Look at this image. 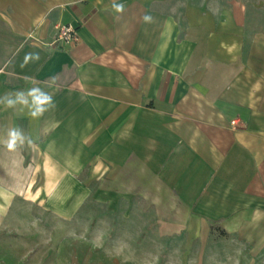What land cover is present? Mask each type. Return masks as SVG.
<instances>
[{
    "label": "crops",
    "instance_id": "1",
    "mask_svg": "<svg viewBox=\"0 0 264 264\" xmlns=\"http://www.w3.org/2000/svg\"><path fill=\"white\" fill-rule=\"evenodd\" d=\"M32 88L42 115L6 106ZM90 166L102 194L152 198L162 237L218 226L239 256L210 264H264V0H0V216L41 176L73 213Z\"/></svg>",
    "mask_w": 264,
    "mask_h": 264
},
{
    "label": "rangeland",
    "instance_id": "2",
    "mask_svg": "<svg viewBox=\"0 0 264 264\" xmlns=\"http://www.w3.org/2000/svg\"><path fill=\"white\" fill-rule=\"evenodd\" d=\"M98 176L91 166L79 175L88 182V197L69 215L35 198L44 181L35 178L34 186L22 191L25 200L0 216V264H210L239 256L226 253L239 249V240L218 226L204 237H162L152 198L141 191L131 203L114 199L110 190L102 194ZM84 196L77 197L83 202Z\"/></svg>",
    "mask_w": 264,
    "mask_h": 264
},
{
    "label": "clouds",
    "instance_id": "3",
    "mask_svg": "<svg viewBox=\"0 0 264 264\" xmlns=\"http://www.w3.org/2000/svg\"><path fill=\"white\" fill-rule=\"evenodd\" d=\"M114 9L117 12H123L124 11V5L123 4H114ZM144 20L151 21L150 16H144ZM27 97H31L33 101V107H32V115L33 116H39L42 115L44 111L47 109L45 107H42L43 105L51 104L53 106L52 97L48 94H44L40 88H32L25 94V92L20 91L17 92L15 95V98H6V106L7 107H14L17 103H21L23 105H28V99ZM25 137L21 135L19 129H13L9 132V139L6 142V146L9 150H15L18 143L20 145H23L25 143ZM31 140H28V143L31 144Z\"/></svg>",
    "mask_w": 264,
    "mask_h": 264
},
{
    "label": "built area",
    "instance_id": "4",
    "mask_svg": "<svg viewBox=\"0 0 264 264\" xmlns=\"http://www.w3.org/2000/svg\"><path fill=\"white\" fill-rule=\"evenodd\" d=\"M57 31V38L56 42L64 44V45H71L76 42V30L69 25H58L56 27Z\"/></svg>",
    "mask_w": 264,
    "mask_h": 264
}]
</instances>
